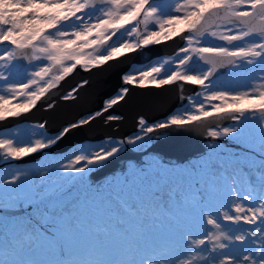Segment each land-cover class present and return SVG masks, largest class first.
<instances>
[{"label": "snow or ice", "instance_id": "snow-or-ice-1", "mask_svg": "<svg viewBox=\"0 0 264 264\" xmlns=\"http://www.w3.org/2000/svg\"><path fill=\"white\" fill-rule=\"evenodd\" d=\"M176 38L184 46L173 59L122 74L100 110L58 132L47 134L42 120L22 143V129L0 130V158L23 161L97 118L121 120L111 110L131 87L198 90L163 121L139 116L136 135L56 160V178L47 168L0 175V264H264V0H0V123L35 110L78 69ZM216 118L231 125L209 128L213 142L192 164L147 152L154 134ZM221 138L236 150L217 155ZM125 146L143 151V163L126 164L108 184L86 183ZM77 184L82 193L73 197Z\"/></svg>", "mask_w": 264, "mask_h": 264}, {"label": "water", "instance_id": "water-1", "mask_svg": "<svg viewBox=\"0 0 264 264\" xmlns=\"http://www.w3.org/2000/svg\"><path fill=\"white\" fill-rule=\"evenodd\" d=\"M182 43L183 40L176 38L158 46L142 49L136 54L110 62L105 66L94 68L91 71L78 69L62 82L59 88L52 90L35 110L18 120L12 119L0 123V128L28 119L46 120L48 122V130H57L63 123L75 119L81 113L101 107L103 98L112 93L121 84V75L131 62L146 63L157 54L174 52ZM23 64L24 62L21 61V65ZM84 80L88 81V85L81 89L76 99L68 102L60 99L66 89L78 86ZM193 92H195V88L188 84L183 86L174 84L161 89L131 87L130 94L126 100L118 103L111 110V112L118 113V116L122 117L121 120L107 123L106 115L103 118H97L89 126L73 130L48 149L52 152H58L86 138L98 139L109 135L124 136L137 128L136 121L139 115L144 116L149 121L156 119L172 110L175 106L180 105L181 97L185 101L187 94ZM50 101L55 102L56 107L52 111H45L44 105ZM228 121L229 119L227 118H216L184 128L170 127L163 130L160 134H154V136L150 137V142L145 147L147 152L155 153L166 162L175 163L182 161L203 152L204 144L202 139L207 136L205 132L208 126L217 127L224 125ZM39 154L37 153L23 161L34 160L38 158ZM143 154V151L125 146L116 156L91 171L89 178L94 181L96 178L104 176L111 171L121 170L125 167L128 159L138 164L142 161Z\"/></svg>", "mask_w": 264, "mask_h": 264}, {"label": "rangeland", "instance_id": "rangeland-1", "mask_svg": "<svg viewBox=\"0 0 264 264\" xmlns=\"http://www.w3.org/2000/svg\"><path fill=\"white\" fill-rule=\"evenodd\" d=\"M123 38H126V37H118L117 41H114V42H118L119 40H122ZM212 43L219 44L221 42L220 41H212ZM182 46H184V42L179 47H177V49L182 47ZM177 49H176V51H174L172 53H160L158 55H155L147 63L131 62L129 67H128V69L125 70L122 74H124L126 72L134 74L136 70H143V69H146L147 67L152 66L153 64H156L157 62L163 63L164 60L173 59L175 57V55H176ZM25 68H27V65L23 64L22 67H21V72H23ZM225 79H227V77H225ZM240 83H243V81H241ZM73 87L74 86L66 89L62 93V95H64L68 90L72 89ZM121 87H122L121 84L118 85L117 88L112 93H110L109 95H107V96H105L103 98V102H104V100L108 99L109 97L115 96ZM196 91H198V90L196 89L195 92ZM194 93H189L186 96V100L184 101L185 105H187V98L192 96ZM50 102H48V103H50ZM103 102H102L101 107L96 108V109H92V110H89V111H85V112L81 113L75 119H73L71 121L79 120L82 117H86L88 115V113H90V112H95V111L100 110L102 108V106H103ZM188 106L191 107L190 105H188ZM179 109H181V104L176 106V107H174L172 110H170L166 114H164V115H162V116H160V117H158L156 119H153L151 121H149L147 119L146 120L149 123H155V122H158V121H163L168 116H170L172 114H176V112ZM111 114L119 115L116 112H111ZM139 116H141V115H139ZM105 118H106V116H105ZM39 121H42V120H28V119H24V120L17 121V122H15V123H13V124H11L9 126L2 127V128H0V130L7 129L9 131H12L14 129H22L21 135L19 137H17V140H18V142L27 143V142H29L30 138H35V137H32L31 126L36 125V123L39 122ZM71 121H69V122H71ZM69 122L63 123L62 125L67 124ZM230 125H231V121L229 120L226 124L221 125L220 127L230 126ZM59 128L57 130H53V131L47 129V134H49V135L50 134H54V133L59 131ZM209 128H215V126H208L205 133H207ZM136 134H137V128L132 130V131H130L129 133L125 134L124 136H111V135H109V136H103V137L98 138V139H87L86 138V139L80 140V141L72 144L71 146H69L67 149H65L63 151L52 152L49 149H46L44 152L39 154L38 158H36L34 160L18 161V162L17 161H7L6 162L3 158H0V175H3L5 178H7L11 174H14L17 168H30V169H40V170H44V169L47 168L49 170V173H50V178H56L57 177V172L55 170V161L56 160H62L65 156H69L70 157L74 151L83 150V151L87 152L89 149L104 148L105 147L104 138L121 139V138H124L126 136H132V135H136ZM36 135L37 136H44L45 138H47L45 132H42V131H36ZM205 138L202 139V142L204 144V150L206 149V145L208 143L213 142V141H208ZM149 141H150V139L147 142L148 144H149ZM215 143L218 144V147L215 149V153L217 155H225L226 156L227 154H229V153H231V152L236 150L235 149V142L232 141L231 139L221 138L219 141H215ZM204 150H203V152H204ZM151 154H155V153H151ZM200 154H198L197 156H190V157H188V158H186V159H184L182 161H179V162H176V163H173V164H178V165H181V166H187L188 164L194 163L196 158L199 157ZM143 155H142V161L140 163H138V164H142L143 163ZM128 163H134V162L132 160L128 159V160H126L125 166ZM124 168L121 169V170L111 171V172H109L108 174H106L104 176H100V177L96 178L94 181H92L89 178L91 181H87L86 183H88V184H91V183H94V184L95 183L108 184L110 181L119 180L120 176H119L118 171H123ZM114 173H117L116 177L112 176ZM13 187H15V186H13ZM113 187L115 188L116 185H113ZM20 188H21V190H27V186L24 185L23 181L20 182ZM82 189H83V186L80 185V184H77L75 186V191L72 193L73 197L79 196L82 193ZM3 192H4V189L0 188V196H2Z\"/></svg>", "mask_w": 264, "mask_h": 264}]
</instances>
